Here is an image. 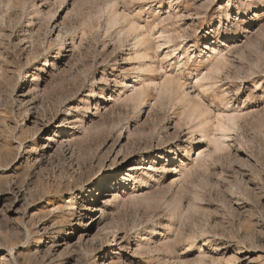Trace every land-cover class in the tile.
<instances>
[{
  "label": "rangeland",
  "instance_id": "1",
  "mask_svg": "<svg viewBox=\"0 0 264 264\" xmlns=\"http://www.w3.org/2000/svg\"><path fill=\"white\" fill-rule=\"evenodd\" d=\"M202 262L264 264V0H0V264Z\"/></svg>",
  "mask_w": 264,
  "mask_h": 264
},
{
  "label": "bare ground",
  "instance_id": "2",
  "mask_svg": "<svg viewBox=\"0 0 264 264\" xmlns=\"http://www.w3.org/2000/svg\"><path fill=\"white\" fill-rule=\"evenodd\" d=\"M147 42V38H146V36H144V37H142L141 38V36H140V34H137V37H136V41H135V43L136 44H145ZM193 44V43H192ZM162 85L164 86V87H166V88H168V89H171V90H173V91H175V92H178V90H179V88H181V86L180 85H178L176 82H174V80L173 79H170V78H166L164 81H163V83H162ZM161 85V86H162ZM259 89V88H258ZM174 93V92H173ZM184 95H186V94H183V95H181V97L180 98H182ZM138 96V95H137ZM139 106V105H138ZM138 106L136 107V109L138 108ZM194 116V115H193ZM221 119V118H220ZM227 122H228V124L229 123H233L234 122V116H231V117H229L228 118V120H227ZM232 123L230 124V125H232ZM202 124V123H201ZM204 124V123H203ZM228 124L227 125H225L224 126V124H222L223 126H222V130L220 129V131H221V133H224V132H222V131H225L224 130V128L223 127H228L229 128V126H228ZM200 125V124H199ZM205 125V124H204ZM218 125V124H217ZM231 127V126H230ZM230 129V128H229ZM228 129V130H229ZM201 130V129H200ZM201 132V131H200ZM202 133V135L200 136V138H198V142L196 141V143H200V142H203V141H205V137H206V134L205 133H203V132H201ZM223 135V134H222ZM221 135V136H222ZM224 136V135H223ZM217 139V138H216ZM217 146V145H216ZM219 146V145H218ZM179 148V145H176V149H178ZM219 149L221 148L220 146L218 147ZM169 153H171V155H174V154H176V152H174V153H172V151H171V149L169 150ZM152 163V162H151ZM151 168L152 169H154L153 167H152V164H151ZM121 182L123 183V180H121ZM117 185V183L115 184V186ZM204 263H206L205 261H204ZM203 262H202V264H204ZM201 264V263H200Z\"/></svg>",
  "mask_w": 264,
  "mask_h": 264
}]
</instances>
